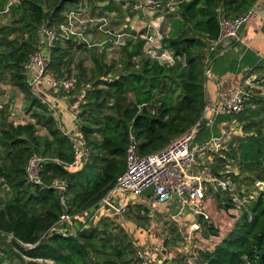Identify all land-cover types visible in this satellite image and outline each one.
Returning <instances> with one entry per match:
<instances>
[{
  "label": "trees",
  "instance_id": "obj_1",
  "mask_svg": "<svg viewBox=\"0 0 264 264\" xmlns=\"http://www.w3.org/2000/svg\"><path fill=\"white\" fill-rule=\"evenodd\" d=\"M45 1L49 10L45 9ZM82 1L18 0L9 7L13 21L0 27V78H7L30 96L32 106L42 108V113L35 114L40 115L39 122L48 132L38 134L36 122L15 125L2 119L0 124V177L12 190L7 198L0 199V241H5L0 245V264H139L137 246L130 233L123 226L110 228V219L96 216L83 228L71 224L64 232L52 230L63 206L62 192L51 183L55 178L66 180L68 210L74 220L82 222L85 215L80 213H90L97 207L125 171L131 132L139 140V153L146 155L164 148L201 121L199 130L206 106V49L208 39L216 38L220 30L218 10L228 17H239L248 13L258 0H180L173 9L167 6L168 0H160L153 8L161 11L160 6L169 7L164 11L169 31L165 34L160 31L162 49L173 53V64L147 57L140 35L137 41L127 42L129 50L128 44L125 47L122 59L123 69L128 70L125 73L109 77L115 70L114 63H104L97 57L89 73L80 64L77 89H83V94L78 95L84 103L79 131L88 142L90 160L77 168L69 166L73 160L70 133L35 96L25 71L30 55L40 48V28L46 23L57 26L64 21L65 11L78 8ZM89 1L102 12L114 8L112 0ZM132 2L134 6L136 0ZM70 5L73 7L68 8ZM131 16L128 13V19ZM62 42L68 48H63ZM77 45L88 43L74 35L56 40L49 50L47 70L59 77L70 73ZM139 56L146 59L137 69L134 59ZM128 94L133 95L130 101ZM260 98L261 95L249 92L244 110L233 116L238 118L236 132H246L238 144L239 160L246 174L252 173L254 182L264 181V133L260 127L264 121L257 119L263 111L264 102ZM33 154L48 159L41 172L42 184L29 181L26 175L25 166ZM215 156L218 160L213 170L221 174L224 169L221 163L226 157L231 158V151L223 148ZM225 176L228 178L229 174ZM255 186L258 196L244 207L223 240L211 250L199 251L201 264H264V191L256 183ZM224 192L228 191L218 190L215 194ZM230 202L231 198L225 205L227 209L233 206ZM140 213L143 218L145 215ZM199 220L207 238L219 233L203 215ZM46 232L49 233L42 239Z\"/></svg>",
  "mask_w": 264,
  "mask_h": 264
},
{
  "label": "built area",
  "instance_id": "obj_2",
  "mask_svg": "<svg viewBox=\"0 0 264 264\" xmlns=\"http://www.w3.org/2000/svg\"><path fill=\"white\" fill-rule=\"evenodd\" d=\"M160 0H145L148 6L158 5ZM13 4V0H9L7 7ZM134 8L138 10L143 8L142 4L136 3ZM219 11L220 30L216 38H209L207 45L208 57L206 62L209 64L210 55L217 52L220 48L228 50L232 44L240 39L241 31L254 13L252 8L248 13L239 17H228ZM78 8L69 9L65 14V19L57 26L44 24L39 30V46L40 48L34 51L26 64L27 70L33 72V83L36 85H46L54 92L68 93L75 88L76 80L71 77H55L51 71L47 70V59L49 50L55 45L58 39H69L72 35L88 42L85 35L80 31L79 26L87 19ZM153 31H149L145 37L147 48L146 52L150 57L156 58L159 61L167 64H173L175 58L170 50L162 49L163 35L160 28L156 25L152 26ZM43 44L41 46V43ZM45 51L48 53L45 54ZM264 59V56H263ZM208 71V70H207ZM251 81H246L244 86H237L230 90L229 98L219 105H206L203 112L202 120L205 118L225 114L235 116L241 113L245 107L246 86L250 85ZM82 103L84 100L81 96L73 104L71 116L73 120L80 125L83 120L81 114ZM212 121L211 119H209ZM199 121L194 127L182 134L177 139L173 140L164 148L155 152L141 155L139 153V140L136 135L131 132L126 151V169L116 179V184L113 189L114 193L109 196V193L104 196L98 206L92 209L90 213H85V218L82 221V228L86 226L93 217H100L103 214L114 213L124 214L128 210L127 199L119 200L118 203L113 201V197L118 191H127L129 194L142 195L147 190L153 191V208L154 210L161 204L175 206L179 215L186 209H190L198 216L203 215L209 219L206 214V198L210 189L214 191H230L235 193V183L226 176L217 174L211 164L204 163L198 166V156L206 151L220 152L230 137L232 130L226 128L221 130L217 135L212 136L208 141L194 147L193 141L197 134ZM234 130V128H233ZM236 130V129H235ZM231 132V133H230ZM73 140V160L69 164L70 167H81L90 160V148L87 140L83 136L70 134ZM48 159L41 154H33L28 159L25 171L29 181L42 184V169L45 161ZM259 182V181H258ZM257 182V183H258ZM256 183V185H257ZM52 187L58 188L62 193L60 202L63 206V212L60 215L57 223L52 227V230L64 232L67 226H70L74 221V215L68 210V204L65 196L67 182L63 178H55L51 183ZM253 198V195L251 196ZM152 208V209H153ZM152 210L151 212H153ZM195 231L201 229L199 223L195 222L185 238L187 242L193 240L192 228ZM194 231V233H195ZM169 249L162 242L154 244H141L136 251V257L139 264H159L160 258L169 254Z\"/></svg>",
  "mask_w": 264,
  "mask_h": 264
},
{
  "label": "rangeland",
  "instance_id": "obj_3",
  "mask_svg": "<svg viewBox=\"0 0 264 264\" xmlns=\"http://www.w3.org/2000/svg\"><path fill=\"white\" fill-rule=\"evenodd\" d=\"M7 4L9 3V0H3ZM18 0H16L17 3ZM113 1L114 8L112 11H103L100 7L94 8L91 7V3L89 0H83L82 4H79V9L81 10L83 16L85 19H87V22L81 23L78 28H80V31L85 35L86 39L88 40V46H81L76 47L72 53V62L70 65V73H65L64 77H71L76 80L75 88L68 92L64 93L61 92H54L55 95H59V97L63 96H72L74 95H81L83 94V89L78 88L77 85L79 82V74L82 71L80 69V64L83 65V68L87 70L89 73L94 68V61L95 57L97 59H100L102 62H107L108 64L114 63V71L111 72L109 77H114L119 75L120 73H125L128 70L123 69L125 67V64L122 63V59L125 57V47L128 44L127 42L130 41V39L137 41V36L140 35L141 39H144L143 48L145 51V55L148 57L149 54L146 52L147 44H146V35L149 31L152 30V26L155 25L154 21V15L150 12L149 6L146 4L145 0L141 2V0H136V3L142 4L143 8H139L138 10L131 8L127 4L123 6L122 9L118 7L117 2ZM116 1V0H115ZM119 1V0H117ZM132 0H130L131 3ZM15 2L12 5L16 4ZM45 9L49 10L50 6L48 5V2L45 1ZM95 4V2H94ZM73 6L70 5L68 8H72ZM163 5L159 8L161 11L163 10ZM94 8V9H93ZM157 10H159L157 8ZM145 11V12H143ZM174 10H171L170 13H173ZM158 12V11H157ZM156 12V13H157ZM103 13V14H101ZM131 13V20L129 23L126 20V14ZM166 12L165 14H167ZM83 18V19H84ZM157 27L165 34L169 31V25L168 22H162L161 26L157 22ZM41 43V42H40ZM56 44V43H55ZM63 48L67 47L68 44L62 42ZM43 44L41 43V46ZM130 44H128L127 49H130ZM48 52L45 51V54ZM143 59H146L144 56H139L134 59L136 63V68L138 69L141 65ZM48 61V60H46ZM104 62V63H105ZM27 71V70H26ZM52 72V71H51ZM28 73V71H27ZM52 74L55 77H59L57 73L52 72ZM28 75V74H27ZM7 79V78H5ZM253 86L251 84L248 86V89L246 91L249 93L252 92V89H254V93L257 95H261L262 101L264 102V74L261 76H258L256 79L253 80ZM24 100H23V106L22 109H18V119L24 120L25 123L28 122H36V128L37 133L40 135L47 134V128L44 126L42 122H39L40 115L35 113H42V108L39 106H32V99L30 96H28L26 93H24ZM79 95L77 97H79ZM248 96L246 95V99ZM133 99V95L128 94V101ZM1 102V101H0ZM22 102V101H20ZM246 105V103H245ZM263 105V111H261L260 117L257 119L260 120L261 118L264 121V104ZM9 109V108H8ZM5 113V112H4ZM2 115L3 118L6 120V115ZM20 114V115H19ZM25 114V115H24ZM57 115V114H56ZM225 115V114H224ZM235 117V116H234ZM8 118V117H7ZM58 120V115L56 116ZM35 119V121H34ZM234 121L237 122L238 118H234ZM2 122V117L0 116V124ZM238 123V122H237ZM60 124V123H58ZM242 124H245L242 122ZM74 126L70 127L66 122H64V129L70 130L71 133L76 134L80 136L79 131V125L74 121ZM235 125L231 126V128H226L227 130H232V133L230 134V137L226 140V145L228 147V150L231 151V158L229 159V167L225 169H229L230 173H225V175H228L227 179H230L233 183L236 184L235 193H231L230 191L224 192L221 194H215V191L210 189L207 193V196L209 198V204L208 207L206 205V214L209 216V221L213 224L214 227H217L219 233L217 235H211L208 238L204 235L206 230L203 228L202 223L199 222V216L190 209L185 211L184 213L192 214L187 219V215L185 214L184 218L182 219L177 214V210L171 211V206L168 205L166 207L165 211L163 209L156 208L153 212L148 211L145 207H140V196L129 194L127 191H118L115 193L113 197V201L117 202L121 199H127L128 204V210L124 214H117L114 213L110 214H103L102 218L110 219L112 222V225L110 228H113L114 226H123L125 229L130 233V239L134 242V245L137 246L136 249L139 246L138 240L141 238L143 239L145 237L146 242L149 244H154L157 242H162L166 248L169 249V251L174 255L173 260L171 261H182L183 258L191 257L193 262L195 264L198 260L196 256H198L199 251L203 249H212L216 243H219L223 240V238L229 233V231L234 226L236 220L239 218L241 212L243 211L244 207H247V205L250 203V200L252 199L251 194L253 195V198L255 199L258 196V191L256 189L254 178L252 176V173L250 176L246 174L244 171L245 169L242 168L240 160H239V152H238V144L240 139H244L246 132L238 133V130L236 132ZM236 127V126H235ZM263 133H264V122L262 125H260ZM234 128V130H233ZM243 129V128H242ZM42 155V154H41ZM44 156V155H43ZM45 157V156H44ZM46 158V157H45ZM216 158V157H215ZM213 161V159H211ZM211 161V165L213 167V163ZM1 163V159H0ZM200 164L198 163V166ZM238 174L239 177L235 178V175ZM12 190L10 186L2 183V178L0 177V199L7 198L11 194ZM229 198H231L233 203V206L227 209L225 207L226 203L229 202ZM125 201V200H124ZM146 211L147 213H142ZM141 212V213H140ZM139 213L145 216H142L141 218L139 216ZM83 216L85 215V212H81ZM182 214V213H181ZM198 220V221H196ZM199 223L201 226V229H198L200 234V238L196 237V240H199L197 242L200 250H196V248H188L185 238L187 237L188 230L191 229V226L195 223ZM75 226H80L82 222L74 220L72 222ZM114 229V228H113ZM208 230V229H207ZM193 236L196 234L194 232H191ZM205 237H204V236ZM140 237V238H139ZM5 241H0V245L3 246ZM195 250V251H194ZM194 252V253H193ZM196 261V262H195Z\"/></svg>",
  "mask_w": 264,
  "mask_h": 264
},
{
  "label": "crops",
  "instance_id": "obj_4",
  "mask_svg": "<svg viewBox=\"0 0 264 264\" xmlns=\"http://www.w3.org/2000/svg\"><path fill=\"white\" fill-rule=\"evenodd\" d=\"M134 1V0H132ZM131 1V3H133ZM144 0H141L143 2ZM118 4V7L121 9L125 4L130 6L131 8H134V6L130 3V0H119L115 1ZM123 2V4L120 5V3ZM180 0H168L167 6H170V9L174 8V5L176 6ZM16 3V0H15ZM18 3V1H17ZM82 4V3H81ZM136 4V3H135ZM91 7H93L91 5ZM150 12L154 15V23L156 26L157 22L161 26L162 22H167L165 20L164 11L166 10V6H163V10H155L153 6H149ZM254 13L250 16L248 21L245 23L242 31L240 39L235 41L232 44V47L228 50H222L221 48L210 55V61L207 65L209 67V70L207 71V79L205 82V91H206V105H219L223 104L228 98H229V92L231 89L237 87V86H244L246 81H252L256 79L258 76H261L264 74V0H258L256 4L254 5ZM94 9V8H93ZM135 9V8H134ZM102 10V9H101ZM124 11V9H122ZM66 10L65 12H67ZM158 11L159 14H156ZM64 12V14H65ZM145 12V11H143ZM128 13L126 14V20L129 23L131 20L128 19ZM13 21L12 15L9 12V8L7 7V3L3 0H0V27L9 25ZM170 28V25H169ZM12 37V36H11ZM28 71V73H27ZM26 75L28 77V80L31 81L32 85L34 86V93L35 96H37L43 104H45L50 112L53 113V115H58V121L63 123L66 122L70 127L74 126V120L71 116V110L73 107V104H75L76 100L79 98L78 95H72V96H63L59 97V95H55L54 91L49 89L46 85H35L33 83V72L27 70ZM250 77H253L252 80H250ZM248 86H246V89H248ZM253 86V83L251 84ZM252 92H254V89H252ZM23 100H24V94L23 92L14 84L11 83L8 79L0 78V114L6 115V119L8 122L13 123L15 125L25 123L24 120L18 119V109H22L23 106ZM22 101V102H20ZM9 108V109H8ZM57 114V115H56ZM0 115L3 118V116ZM20 115V114H19ZM25 115V114H24ZM8 117V118H7ZM211 119L212 121H210ZM208 118H205L203 120L201 128L197 131V134L195 136V139L193 141V146L197 147L201 143L208 141L212 136L217 135L221 132V130L225 128H231L233 125H237V122L233 120V116L230 115H224V114H218L216 116H211ZM35 121V119H34ZM234 128L236 129V127ZM65 127V126H64ZM67 131L71 134L70 130L67 129ZM73 134V133H72ZM225 149L228 150L227 145L224 146ZM231 149V148H230ZM229 149V150H230ZM215 152H203L200 153L198 156V163L204 164V163H211V159H213L212 163L215 162L216 159ZM230 157H226L225 161H223L221 164L223 165L224 169L229 167V159ZM215 162L213 164H215ZM221 172V176H225L226 171ZM226 170V169H225ZM236 187V184H235ZM140 204L141 206L148 208V211H152L153 209V191L147 190L144 194L140 195ZM209 198L207 196L206 198V205L208 207L209 204ZM166 207H168L167 204H161L158 205V209H163L165 211ZM171 211H175V206H171ZM186 209L185 211H187ZM184 211V212H185ZM182 212V214L179 215L182 219L185 217L184 215H187V219L192 214H187ZM210 216V215H209ZM198 221V220H196ZM201 223V221L199 220ZM190 230H188L189 233ZM195 235L193 236V240L190 242H187L188 248H196V250H200L197 242L199 240H196L197 238H200L199 231H195ZM204 236V235H203ZM205 237V236H204ZM211 237V236H210ZM186 240V239H185ZM141 244H145L146 239L145 237L143 239H139ZM218 244V243H216ZM215 247V246H214ZM213 247V248H214ZM212 248V249H213ZM211 250V249H210ZM195 251V250H194ZM194 253V252H193ZM197 257V256H196ZM174 255L169 252L168 255L160 258L159 264H195L191 257L189 255L182 259V261H171L173 260ZM198 259V257H197ZM197 263L201 264L199 259L196 260ZM195 261V262H196Z\"/></svg>",
  "mask_w": 264,
  "mask_h": 264
},
{
  "label": "water",
  "instance_id": "obj_5",
  "mask_svg": "<svg viewBox=\"0 0 264 264\" xmlns=\"http://www.w3.org/2000/svg\"><path fill=\"white\" fill-rule=\"evenodd\" d=\"M207 70H209V67H208V66H207ZM252 79H253V77H250V80H252ZM257 186H258V188H259L260 191H264V181H259V182L257 183ZM114 191H115V189H113V190L109 193V196H111V195L114 193ZM192 231H193V232L195 231V227L192 228ZM48 233H49V232H46L45 235L42 237V239H43L44 237H46ZM11 239H14L12 235H11Z\"/></svg>",
  "mask_w": 264,
  "mask_h": 264
}]
</instances>
